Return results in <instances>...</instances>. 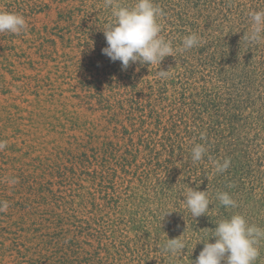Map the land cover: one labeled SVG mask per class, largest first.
Wrapping results in <instances>:
<instances>
[{
	"label": "rangeland",
	"instance_id": "1",
	"mask_svg": "<svg viewBox=\"0 0 264 264\" xmlns=\"http://www.w3.org/2000/svg\"><path fill=\"white\" fill-rule=\"evenodd\" d=\"M135 2L0 0V11L20 13L26 20L21 34L0 33V140L7 142L0 150V201L9 205L0 212V264H31L27 246L42 257V264H67L69 255L70 264H194L204 243L215 242L214 229L221 220L242 214L249 224L264 228V123L252 118L258 126L240 130L233 139L234 156L223 172L228 175L216 176L225 183L219 185L221 191L237 206L225 207L209 195L207 213L193 217L185 194L177 193L183 186L194 188V179L186 175L185 166L192 162L186 146L187 138L194 137V95L213 65L204 58L214 51L245 57L244 46H251L245 40L248 13L264 11V0L259 5L252 0H154L163 13L160 34L173 48L182 47L192 33L200 43L160 65L137 62L125 70L102 53L107 47L103 29L115 21L113 6L132 7ZM252 45L262 50L264 39ZM161 70H168L167 78L159 76ZM227 73L229 82H217L210 93L232 91L243 97L249 87L248 95L264 98V71L228 68ZM149 103L162 110L154 122L163 116L171 128L176 120L173 137L186 141L177 140L175 156L165 154L161 165L153 167L144 166L145 152L136 153L126 176L120 155L150 127L140 126L144 115L131 106ZM255 104L253 111L264 116V99ZM108 139L117 145V155L97 150ZM86 155L98 161L83 167L79 163ZM68 169L77 176L68 175ZM110 188L118 190L119 200L114 202ZM28 192L32 201L39 196L49 203L15 206L19 199L28 200ZM213 204L217 209L212 210ZM49 236L61 241L49 246ZM179 236L187 241L182 254L164 253L167 239ZM63 239L74 245L72 250ZM17 241L24 247L13 248ZM258 247L254 264H264V241Z\"/></svg>",
	"mask_w": 264,
	"mask_h": 264
},
{
	"label": "trees",
	"instance_id": "2",
	"mask_svg": "<svg viewBox=\"0 0 264 264\" xmlns=\"http://www.w3.org/2000/svg\"><path fill=\"white\" fill-rule=\"evenodd\" d=\"M254 5H259L262 4V0H252ZM241 17H242V11H241ZM240 18L241 20L244 19ZM247 21V20H244ZM245 47V51L244 50ZM242 46V51L245 54V57H241L239 54L235 55H229L226 54L222 51H214V54H208L206 58H204L205 61H209V63H212L213 65H210V73L209 75L204 74L205 78V83L201 91L199 92L198 95H194V124H193V131L191 132V135L194 137L192 138H187L188 141L190 142L189 146H186L188 149V156H190L191 159V149L195 144H203L206 146L208 149L207 154L204 156V158L200 162L193 163L191 162L190 164H187L185 168L187 169L186 175L189 176V180L194 179V190H199V191H207L208 195L211 196L213 199V202H219V200L216 198V193L222 192L221 189H223L221 186H224L225 183H220L217 181L218 175L226 176L228 174L225 173H217L215 171V166H214V161H220L223 162L224 159H230L234 154H232V151L230 150V147L233 145L234 138L237 137L238 133L240 130L247 129L248 131L253 130V127H256L254 121L259 122V123H264V116L260 114L259 111H253L255 107L258 104H255L257 102H260L264 98L262 95H258L257 97H251L248 95L249 93L247 91L250 90L249 87H246L243 90V97L242 96H234L233 92L231 91L228 94H222L221 92H214L210 93L212 89L211 87L214 88L217 82L218 83H223L226 84L229 82L228 76L229 74L227 73V69H255L259 70L261 69L264 71V49L258 50L257 48H254L251 44V46ZM218 50V48L216 49ZM225 57V59L223 58ZM222 60L225 65L220 64L219 62ZM228 60L232 61V63L228 62ZM243 62V64H241ZM239 63V64H238ZM101 77V76H100ZM215 82V84H214ZM103 83V81H101ZM215 89V88H214ZM206 95L202 101L197 100L200 95ZM254 103V104H253ZM263 103V102H262ZM252 105V108L250 107ZM255 105V106H254ZM263 109V105H260ZM254 107V108H253ZM131 108L136 112V113H142L143 119H141V124L140 126L142 127H148V129L143 130L142 134L139 135V138H137V142H134V139L131 140V143H128L126 145V150L122 155H120V160L124 163L125 167L123 168V173L126 174L127 176V170L126 167L129 166L130 162L132 160L137 158V154H141L142 152H145V155L143 156L146 158L147 163H144V166L146 164L150 167L157 166L158 164L161 165V161L165 157V154H170L172 153L175 156V151L172 150V148H176L175 142L177 140H181L179 143H185V138H182L181 136H175L178 133V126H177V121L175 120L173 122V126L171 128H168L170 126V121L167 119L166 122L163 121L164 117L161 116L158 122H154V116L158 114L159 111H162L161 108H158L157 105H153L151 103L149 104H134L131 106ZM181 108H187L188 109V104H183ZM252 110L251 114H247L249 110ZM263 112L264 110H261ZM244 113V114H243ZM257 113V115L254 117L253 114ZM170 114V113H168ZM173 120L175 117H172ZM252 118V119H251ZM242 119V120H241ZM206 121V122H205ZM241 121V125H240ZM262 129V128H261ZM244 132V131H243ZM182 138V139H181ZM125 139V138H124ZM183 144H180L178 146V149H181ZM129 149L134 150L135 154H133V151H130ZM249 149V148H248ZM103 155H117V145L114 143V140H107L105 143L101 144V147L98 148ZM183 152V149L182 151ZM96 153H98L96 151ZM248 157V156H247ZM108 158V157H107ZM92 160L98 161L95 155L92 156H87L81 160L80 165L83 167L86 164H91ZM165 163V162H164ZM92 165V164H91ZM116 165H118V162H116ZM68 169V175L69 173L72 174V178H75L77 176V173L74 171H69ZM228 170V169H227ZM61 172H63L61 170ZM66 177L70 178V176ZM211 174V176H209ZM212 184V185H211ZM22 185V184H20ZM187 185L189 186V183L187 182ZM18 189H22L19 185L15 186ZM109 189V188H106ZM112 191V194L114 195L113 200L115 202V198L119 200V197H117L118 190L114 188H110ZM23 190V189H22ZM187 188L183 186V190L180 192H177L181 195L186 193ZM183 191V192H182ZM19 194V190L15 193V196ZM29 195L28 200L20 201H15L16 204L15 206H23V204L29 203L32 205L34 204H44V203H49L46 199L41 198L38 196V201L37 200H31L32 194L27 193ZM26 194V195H27ZM36 197V195H35ZM37 199V198H36ZM85 200L81 202V204H84ZM14 203V201H12ZM25 203V204H26ZM46 205V204H45ZM50 206V204H49ZM211 206V205H210ZM218 206L213 204V208L217 209ZM220 210V208H218ZM51 212H53V208L50 209ZM67 212V211H66ZM65 212L64 216H69ZM48 216V215H46ZM63 216V215H60ZM40 230V229H39ZM38 230V231H39ZM50 239L48 245L52 246L56 242H60L61 240L60 237L56 238H51V236L48 237ZM58 238V239H57ZM57 239V240H56ZM67 240V239H66ZM63 239V242L67 247H70V250H72L74 245H71L68 240L66 241ZM68 242V243H67ZM25 243H31V240H29V237L25 240ZM25 243H21L17 241V243L14 245L13 248H20L24 247ZM42 243V242H41ZM26 251L31 254V259L28 261L31 264H42L43 259L40 255H37L36 252L32 253V248L30 246L26 247ZM43 250V249H42ZM41 253V252H40ZM60 253L62 256V253L60 250H57V254ZM65 257V254H63ZM69 255V254H68ZM38 258L36 259V257ZM33 257V258H32ZM63 259V256H62ZM70 260V255L69 257L65 258V262L67 264L69 263Z\"/></svg>",
	"mask_w": 264,
	"mask_h": 264
},
{
	"label": "clouds",
	"instance_id": "3",
	"mask_svg": "<svg viewBox=\"0 0 264 264\" xmlns=\"http://www.w3.org/2000/svg\"><path fill=\"white\" fill-rule=\"evenodd\" d=\"M111 5L112 0H106ZM162 9L154 0H136L132 7L113 6L114 23L103 29L107 47L102 53L111 61H120L122 69L139 62L141 65H160L164 58L174 57L177 52L192 49L200 43V37L192 33L184 37L182 47L175 49L171 41L161 33L159 17ZM250 26L245 34L249 44L259 43L264 39V11L248 13ZM26 29V20L20 13L0 11V33L21 34ZM161 78H167L168 70H161ZM7 147V142L0 140V150ZM208 149L203 144H195L191 149L193 163L200 162ZM215 171L223 173L230 167V160L214 161ZM16 183L15 179L10 181ZM216 198L225 207H236L237 202L227 192L216 193ZM184 203L193 217H200L209 210L212 203L207 191L189 187L184 195ZM7 201H0V212L8 209ZM168 214V213H165ZM215 242L204 243L194 264H254L260 255L258 245L264 241V228L249 224L242 214H234L229 219L221 220L214 229ZM187 241L181 236L167 239L162 251L176 257L182 254ZM193 264V262H192Z\"/></svg>",
	"mask_w": 264,
	"mask_h": 264
}]
</instances>
